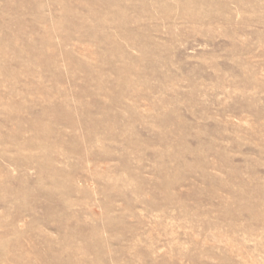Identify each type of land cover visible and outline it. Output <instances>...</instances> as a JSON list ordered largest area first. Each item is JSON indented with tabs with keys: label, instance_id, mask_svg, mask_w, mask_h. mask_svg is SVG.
I'll use <instances>...</instances> for the list:
<instances>
[{
	"label": "rangeland",
	"instance_id": "1",
	"mask_svg": "<svg viewBox=\"0 0 264 264\" xmlns=\"http://www.w3.org/2000/svg\"><path fill=\"white\" fill-rule=\"evenodd\" d=\"M0 264H264V0H0Z\"/></svg>",
	"mask_w": 264,
	"mask_h": 264
}]
</instances>
